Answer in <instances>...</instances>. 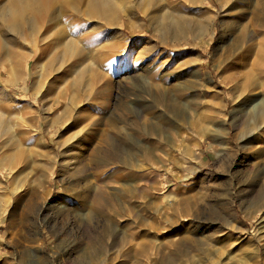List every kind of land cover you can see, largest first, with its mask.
<instances>
[{
  "label": "rangeland",
  "instance_id": "1",
  "mask_svg": "<svg viewBox=\"0 0 264 264\" xmlns=\"http://www.w3.org/2000/svg\"><path fill=\"white\" fill-rule=\"evenodd\" d=\"M102 1L0 0V264H264V0Z\"/></svg>",
  "mask_w": 264,
  "mask_h": 264
},
{
  "label": "bare ground",
  "instance_id": "2",
  "mask_svg": "<svg viewBox=\"0 0 264 264\" xmlns=\"http://www.w3.org/2000/svg\"><path fill=\"white\" fill-rule=\"evenodd\" d=\"M21 1V3L19 4V6H18V8L17 9H14V8H12L11 6H6V8L7 9H4V10H2L1 11V16H2V19L4 20V21H8L9 19H11L10 20V23H8V25H10L11 27H12V29L13 30H18L20 27H22V32H23V34L25 35V42H28L29 44H32L33 42V38L36 36V34H37V30H36V24H35V22L33 21V19L31 18V17H28L27 15H26V13H28V9H32L33 11H35V10H40L41 11V9H40V7L36 4V0H20ZM156 1L157 0H153L152 1V5H154L155 3H156ZM79 2H80V0H78V2H76L75 3V5H73V13H76V11H80V9H81V7H80V5H79ZM104 3H105V0H103L102 2H101V5L103 6L104 5ZM18 12H20V13H22L23 14V19H21L19 22H20V24H18L17 22V20L14 18V16L16 15V14H18ZM80 15H84V13H80ZM46 16H47V14H46ZM55 16H57L56 14L54 15H52V16H50V18H52V17H55ZM153 18V17H152ZM54 20V19H53ZM4 21H3V24H4ZM51 20H48V22H50ZM48 22H46L42 27H39L38 28V30L39 31H41V29L44 27V30H46L47 28H48ZM56 22V21H55ZM59 23L60 22H58V24L57 25H59ZM62 23V22H61ZM159 25V24H158ZM10 27V28H11ZM58 28V27H57ZM160 28V30L161 31H163V33L164 32H167L168 31V27L166 26V25H164V26H160L159 27ZM163 28V29H162ZM61 30V29H60ZM157 30H158V28H157ZM43 34V33H42ZM46 34V33H45ZM44 34V36H42V40L43 41H45V39H47V37L48 36H46ZM45 36H46V38H45ZM71 37V36H70ZM74 38V37H73ZM69 39V38H68ZM47 42V43H46ZM72 40H68L67 42H65V47L67 48V49H69L70 47H71V45H72ZM44 45H46L45 46V48L43 47L42 48V46L40 45L39 47L40 48H42V50H41V52L43 53V52H45V50H53V48H54V43H52L51 41H50V39L47 41H45V44ZM0 47H1V49H3L2 51H0V53H3L5 56H7V55H9V57H11V53H8V51H4L6 48L3 46V44L1 45L0 44ZM34 51H35V47L34 46H32V48H31V53H33L34 54ZM67 51V50H66ZM64 53V52H63ZM67 53H68V51H67ZM54 55V54H53ZM14 56H15V58L17 57V54L14 52ZM51 58H53V57H51ZM11 59V58H10ZM41 61H42V59H41ZM40 61V62H41ZM58 64H59V62H58ZM49 66V65H48ZM56 67V66H55ZM57 67H60V66H57ZM11 68L13 69V70H15V73L13 72V75H14V78H17V73H18V69H17V67L16 66H14V65H12L11 66ZM56 70V69H55ZM54 70V71H55ZM60 69H58V71H59ZM50 78V77H49ZM259 116H264V104L262 105V108H261V110H260V112H259ZM4 126H5V121L3 120V118H2V116H1V114H0V135L3 133V129H4ZM249 189V188H248ZM256 189V188H255ZM249 191V190H248ZM256 197V195L255 194H253V193H250V195H249V198L250 199H254Z\"/></svg>",
  "mask_w": 264,
  "mask_h": 264
}]
</instances>
